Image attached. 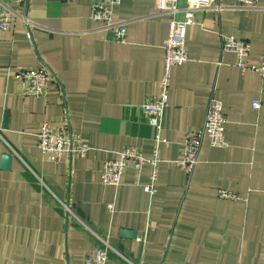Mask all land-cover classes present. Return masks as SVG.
<instances>
[{
  "label": "crops",
  "instance_id": "crops-1",
  "mask_svg": "<svg viewBox=\"0 0 264 264\" xmlns=\"http://www.w3.org/2000/svg\"><path fill=\"white\" fill-rule=\"evenodd\" d=\"M4 1L33 25L15 20L0 33V264H84L102 245L93 232L113 247L107 264H264V78L243 73L223 49V36L234 35L250 43L248 62L260 63L264 0L253 9L207 0L220 9L197 12L188 27L190 60L172 69L152 198L143 189L150 164L127 167L118 186L102 182V169L128 146L152 157L143 104L160 90L169 28L157 0L116 7L128 21L126 43L91 19L94 0ZM43 65L55 76L47 98L26 95L14 73ZM212 97L224 106L227 146L204 138L187 173L176 162L187 133L203 128ZM44 122L67 125L91 149L46 162L38 148ZM3 154L12 155L10 169ZM222 189L239 198H221Z\"/></svg>",
  "mask_w": 264,
  "mask_h": 264
},
{
  "label": "built area",
  "instance_id": "built-area-1",
  "mask_svg": "<svg viewBox=\"0 0 264 264\" xmlns=\"http://www.w3.org/2000/svg\"><path fill=\"white\" fill-rule=\"evenodd\" d=\"M17 6H22L28 0H13ZM122 0H94L91 9V19L101 23L103 29L114 32L117 42L126 43L128 21L118 20L116 7ZM182 2L185 5L182 6ZM158 14L169 17L168 36L163 42L164 48V73L159 81L160 90L157 94L146 98L143 109L148 115L151 125L154 127L152 157L146 158L140 148L126 147L117 159L106 160L102 169V182L107 185L118 186L121 183L125 169L132 166L135 170H141L147 163L151 166L150 181L144 186V191L152 198L155 195L159 169L162 164L161 147L166 143L164 137L165 114L168 108V97L171 84L172 69L177 65H183L190 60L187 49L188 27L195 22V15L199 11L209 8L220 9V6H210L207 0H157ZM236 7L253 9L258 7V0H236ZM15 20H22L28 29L33 25L31 20L18 13L9 3L0 0V33L13 28ZM223 49L236 55L235 66L243 73L254 72L264 78V54L259 64H250L247 60L251 46L247 40L237 38L234 35L223 36ZM14 77L24 84V93L34 97L47 98L49 83L55 78L46 66L34 68L20 67L14 73ZM262 103L259 100L253 102L252 107L259 109ZM227 116L223 103L212 97L208 103L206 120L199 131L188 132L183 144V158L176 163L187 173H191L198 162V154L204 138L210 140L215 148H225L227 141L225 128ZM38 148L42 158L46 162L59 164L64 158L73 155L85 157L91 149L89 142L80 134L73 133L67 125H58L44 122L38 134ZM219 196L225 199H238L239 195L226 189L219 190ZM65 208H68L67 204ZM114 204L109 205L110 211H114ZM93 232V231H92ZM102 240V245L95 248L84 261V264H107L109 251L112 245L106 239L93 232ZM146 236L140 238L145 243ZM124 258V257H123ZM130 264H144L132 262L124 258Z\"/></svg>",
  "mask_w": 264,
  "mask_h": 264
},
{
  "label": "water",
  "instance_id": "water-1",
  "mask_svg": "<svg viewBox=\"0 0 264 264\" xmlns=\"http://www.w3.org/2000/svg\"><path fill=\"white\" fill-rule=\"evenodd\" d=\"M12 163V155L11 154H3L2 155V167L4 169H10Z\"/></svg>",
  "mask_w": 264,
  "mask_h": 264
}]
</instances>
